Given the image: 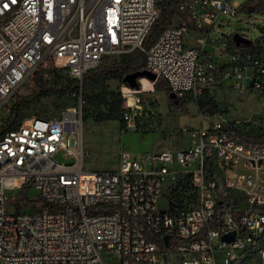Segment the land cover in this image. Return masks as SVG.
<instances>
[{
    "label": "built area",
    "instance_id": "2783aa9c",
    "mask_svg": "<svg viewBox=\"0 0 264 264\" xmlns=\"http://www.w3.org/2000/svg\"><path fill=\"white\" fill-rule=\"evenodd\" d=\"M168 5L170 22L146 46ZM257 6L264 0H0V110L42 66L82 85L108 58L134 52L179 99L226 80L263 96L264 28L254 38L220 33L226 15ZM83 103L79 94L61 116L25 118L0 138V264H264V138L246 132L251 122L201 112L217 120L182 129L187 147L121 150L117 169L86 171Z\"/></svg>",
    "mask_w": 264,
    "mask_h": 264
},
{
    "label": "rangeland",
    "instance_id": "374dc122",
    "mask_svg": "<svg viewBox=\"0 0 264 264\" xmlns=\"http://www.w3.org/2000/svg\"><path fill=\"white\" fill-rule=\"evenodd\" d=\"M225 18L230 23L221 27L220 33L230 34L238 31L254 38L264 28V13L238 14L235 17L226 15ZM220 23L216 24V29L220 27ZM220 36L222 37L223 34ZM190 37V34L185 35L186 42L192 41ZM207 47L209 48V46ZM206 53L208 51H204L203 55ZM216 59L218 60V58ZM113 62V58H108L94 71H101V67ZM37 71H40L48 82H64L68 78L66 71L52 63L40 67ZM138 71H142L146 77L138 79L137 87H131L124 80L126 76L122 79H110L106 83V90L109 94L121 95L123 112L119 119L99 120L100 112H106L105 109L95 111L93 107L83 106V145L86 151L84 160L86 171L117 169L121 150H127L134 156H143L153 150L185 148L188 146L189 135L182 129L185 127L201 128L202 126L207 129L210 127V123L217 120L216 116L202 120L198 99L187 96L178 102L175 101L176 99H172L165 89L156 88L155 82L162 86L165 81L162 79L151 81L150 79L154 78L156 74L146 68V65ZM33 77L34 74L14 92L10 100L0 110V127L9 115L10 107L16 98L27 96L33 91L35 87ZM207 102L214 114L219 113L230 122H251L246 128V132L257 137L264 135V95L261 96L259 92L250 89H235L232 87V81L226 80L223 85L208 95ZM77 103V100L73 98L68 100L66 105L73 107ZM56 159L70 162L60 154L56 156ZM38 193L36 187L29 190L31 198H36ZM15 194H18V191H15ZM15 194L8 197L12 211H14L12 205L17 203L13 197ZM170 209L171 200L167 194H164L159 201V211L161 214H167ZM107 262L113 264L111 259H108Z\"/></svg>",
    "mask_w": 264,
    "mask_h": 264
},
{
    "label": "trees",
    "instance_id": "16d2710c",
    "mask_svg": "<svg viewBox=\"0 0 264 264\" xmlns=\"http://www.w3.org/2000/svg\"><path fill=\"white\" fill-rule=\"evenodd\" d=\"M260 13H263V7L257 6ZM174 10L168 5L164 8L161 17L156 22L152 32L150 33L146 46H149L154 39L158 36L161 29L171 20V16ZM114 62L109 65L101 67V71L95 72L94 70L88 73L84 79L82 85L79 81L71 78L68 73V78L64 82H48L44 79L40 71L34 73L35 87L33 91L27 96H19L13 102L9 110L5 122L0 127V138L10 131L15 129L25 118L38 117L42 119H51L61 116L62 112L68 107L66 104L68 100L75 98L79 100V94L83 98V106L93 107L95 111L99 109H105L106 112H100L101 117L99 120H117L121 112H123L121 102L122 98L120 94H109L106 90V83L110 79H122L134 71H138L145 65V56L141 52L130 53L121 57H113ZM66 71L65 68H62ZM156 88H162L167 91L171 96V91L168 84L165 82L162 86L155 82ZM206 94L198 98L199 108L202 113L214 114V111L209 107ZM172 98V97H171ZM173 99V98H172ZM175 101L179 102V98H175ZM78 104V103H77ZM77 104H74L76 106ZM84 119V113H83ZM235 136L247 140L250 136L246 133L237 132ZM264 135L257 137V139H263ZM190 186L185 185L181 188V195L187 196L186 193L190 192ZM20 198L27 203H34L30 198H26L25 194H20Z\"/></svg>",
    "mask_w": 264,
    "mask_h": 264
},
{
    "label": "water",
    "instance_id": "95a60500",
    "mask_svg": "<svg viewBox=\"0 0 264 264\" xmlns=\"http://www.w3.org/2000/svg\"><path fill=\"white\" fill-rule=\"evenodd\" d=\"M235 40H236L237 44H240L241 42H244L247 44L249 43V40L241 37L239 34L235 35ZM141 77H146V75L142 71H138V72H134V73L129 74L128 76L125 77L124 80L127 81L131 87H137L138 86L137 81ZM150 80L155 81L156 76ZM171 97L173 99L176 98V96L174 94H171ZM224 238L230 240V239H233V235H225Z\"/></svg>",
    "mask_w": 264,
    "mask_h": 264
},
{
    "label": "bare ground",
    "instance_id": "6f19581e",
    "mask_svg": "<svg viewBox=\"0 0 264 264\" xmlns=\"http://www.w3.org/2000/svg\"><path fill=\"white\" fill-rule=\"evenodd\" d=\"M186 34H189V33H186Z\"/></svg>",
    "mask_w": 264,
    "mask_h": 264
}]
</instances>
